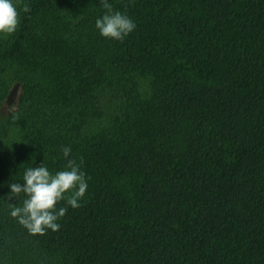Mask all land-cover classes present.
I'll list each match as a JSON object with an SVG mask.
<instances>
[{
    "label": "trees",
    "instance_id": "16d2710c",
    "mask_svg": "<svg viewBox=\"0 0 264 264\" xmlns=\"http://www.w3.org/2000/svg\"><path fill=\"white\" fill-rule=\"evenodd\" d=\"M108 3L136 24L123 41L95 27L101 0H21L0 36V108L17 99L0 113V264H264V0ZM63 146L87 191L33 236L9 184L61 170Z\"/></svg>",
    "mask_w": 264,
    "mask_h": 264
},
{
    "label": "clouds",
    "instance_id": "9594fccd",
    "mask_svg": "<svg viewBox=\"0 0 264 264\" xmlns=\"http://www.w3.org/2000/svg\"><path fill=\"white\" fill-rule=\"evenodd\" d=\"M21 0H0V34L5 37L13 34L20 23L18 5ZM103 15L96 19L95 27L104 38L123 41L136 28L135 22L119 10H114L108 0H101ZM30 6L23 4L22 11L30 12ZM66 160L63 168L55 173L49 171L42 162L38 167H28L23 173V183H10L9 199L24 194L22 204H10V216L33 236L46 234V230L58 231L67 207L57 205L66 201L73 209L81 207L80 201L87 191L85 173L81 170L83 160L78 163L69 158L70 146L61 147Z\"/></svg>",
    "mask_w": 264,
    "mask_h": 264
},
{
    "label": "rangeland",
    "instance_id": "374dc122",
    "mask_svg": "<svg viewBox=\"0 0 264 264\" xmlns=\"http://www.w3.org/2000/svg\"><path fill=\"white\" fill-rule=\"evenodd\" d=\"M0 36H4L3 34H0ZM5 75H6V77H14V75H15V70H14V67H7V70H6V72H5ZM10 78V79H11ZM17 88H18V86H15L13 89H12V95H14V94H17ZM11 95V94H10ZM16 101H17V99L16 98H14L13 96H9L8 97V99H7V101L5 102V104L4 105H2V107L0 108V113L2 114V113H7V112H9L10 110H11V108H13V106H14V104H16Z\"/></svg>",
    "mask_w": 264,
    "mask_h": 264
}]
</instances>
